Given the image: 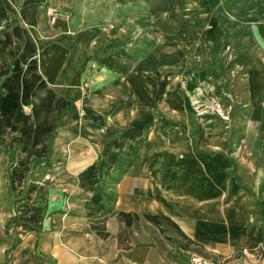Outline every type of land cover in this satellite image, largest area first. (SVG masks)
Listing matches in <instances>:
<instances>
[{
	"label": "crops",
	"instance_id": "crops-1",
	"mask_svg": "<svg viewBox=\"0 0 264 264\" xmlns=\"http://www.w3.org/2000/svg\"><path fill=\"white\" fill-rule=\"evenodd\" d=\"M243 3L0 0V75L51 115L0 188V264H264V19ZM227 47L243 69L231 124L211 102Z\"/></svg>",
	"mask_w": 264,
	"mask_h": 264
},
{
	"label": "rangeland",
	"instance_id": "rangeland-1",
	"mask_svg": "<svg viewBox=\"0 0 264 264\" xmlns=\"http://www.w3.org/2000/svg\"><path fill=\"white\" fill-rule=\"evenodd\" d=\"M229 0H227L228 2ZM243 13L244 17L242 18L243 21H247L245 15L248 14L251 9H256L259 14V20L264 19V1L262 0H243ZM229 7V4H228ZM248 11V12H247ZM247 12V13H246ZM224 19L227 20L229 24L231 21H235L233 18V14L227 10V12L223 11ZM226 60L223 61L220 65H216L213 69L211 74L213 81L216 87L221 92V99L212 98L211 102L213 104V110L215 115H217L222 122H227L229 124L232 123L233 117L235 116V109L239 106V102L242 99V89L240 87V78L243 74V69L241 66L238 65V58L237 53L229 49L228 47L225 48ZM239 61V60H238ZM8 78L7 75H0V173H2V178H0V188H2V193L4 192L5 188L9 186V171L12 164L13 158L15 154L16 157L20 158L27 154H31V148L34 146V143H38L43 141L44 133L41 131L42 126L48 127V124L51 123L50 117L51 115L42 114L38 116L35 114L37 111H43V107H45V103L49 102L47 97H36L30 98L29 94H33L31 90L28 89L26 92V87L18 92L19 85L17 86L15 83L8 84L6 83V79ZM15 82V81H14ZM35 89H40V94L46 95V89H43L42 82L35 84ZM8 92L6 97H2V93ZM18 96L17 98L15 97ZM12 97V98H11ZM54 102L52 98L50 100V106ZM10 107H16L18 111L26 114V116L21 117L20 115L13 116L14 123H17L20 126H23L17 132L16 130L10 129L11 119L9 116L6 115L4 112L6 109ZM55 107V104H54ZM4 112V113H3ZM41 118V120H40ZM29 123L28 125L25 123ZM37 124L39 127H31V124ZM60 122L57 121L56 125H59ZM230 128V127H228ZM40 129V131H37ZM13 136V137H12ZM12 137L15 140L13 146L9 143L8 139L10 140ZM36 139L35 142L32 139ZM9 143L6 147L4 144ZM52 143H53V134L47 138V144L44 152H37L35 155H39L36 158L35 162L32 164L31 170L32 171L35 166H38L39 163L46 160L49 154L52 151ZM10 151L14 152L13 154ZM64 152H67L66 150ZM16 165V164H15ZM37 169V168H36ZM34 169V170H36ZM2 195L0 196V202L4 205V200H1ZM5 221L3 224L5 226ZM7 225V224H6ZM13 247V245H12ZM11 248H8L10 250ZM6 250V251H8Z\"/></svg>",
	"mask_w": 264,
	"mask_h": 264
},
{
	"label": "built area",
	"instance_id": "built-area-1",
	"mask_svg": "<svg viewBox=\"0 0 264 264\" xmlns=\"http://www.w3.org/2000/svg\"><path fill=\"white\" fill-rule=\"evenodd\" d=\"M219 262L222 263V260H219ZM187 264H217V263L205 256H202L197 253H193L190 255Z\"/></svg>",
	"mask_w": 264,
	"mask_h": 264
},
{
	"label": "trees",
	"instance_id": "trees-1",
	"mask_svg": "<svg viewBox=\"0 0 264 264\" xmlns=\"http://www.w3.org/2000/svg\"><path fill=\"white\" fill-rule=\"evenodd\" d=\"M125 215L127 216V215H131V214H129V213H120L119 214L120 218H122V219L125 218ZM143 217L145 219H147L148 221L152 222L156 226H160L162 221L167 219L165 217L154 215V214H144ZM250 252H253V250Z\"/></svg>",
	"mask_w": 264,
	"mask_h": 264
}]
</instances>
